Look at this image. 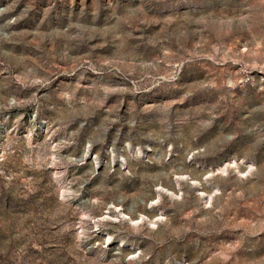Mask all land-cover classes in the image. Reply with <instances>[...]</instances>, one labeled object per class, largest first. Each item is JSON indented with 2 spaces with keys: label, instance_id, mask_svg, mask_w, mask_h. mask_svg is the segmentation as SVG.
<instances>
[{
  "label": "rangeland",
  "instance_id": "1",
  "mask_svg": "<svg viewBox=\"0 0 264 264\" xmlns=\"http://www.w3.org/2000/svg\"><path fill=\"white\" fill-rule=\"evenodd\" d=\"M0 264H264V0H0Z\"/></svg>",
  "mask_w": 264,
  "mask_h": 264
}]
</instances>
